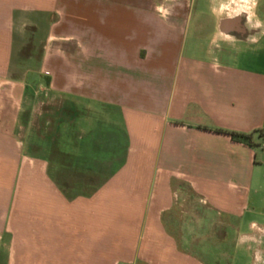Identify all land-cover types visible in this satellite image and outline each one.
<instances>
[{"label": "crops", "instance_id": "crops-1", "mask_svg": "<svg viewBox=\"0 0 264 264\" xmlns=\"http://www.w3.org/2000/svg\"><path fill=\"white\" fill-rule=\"evenodd\" d=\"M253 1L0 0V264H205L183 197L235 230L249 212L264 264V48L236 61L264 37ZM38 21L43 75L2 107Z\"/></svg>", "mask_w": 264, "mask_h": 264}, {"label": "rangeland", "instance_id": "rangeland-1", "mask_svg": "<svg viewBox=\"0 0 264 264\" xmlns=\"http://www.w3.org/2000/svg\"><path fill=\"white\" fill-rule=\"evenodd\" d=\"M204 8L208 10L207 5ZM255 8L256 6H254V1L252 0V13L256 12ZM246 11V7L236 6L235 3H226L222 6L223 15L227 14L231 17L236 16V19L242 15H245ZM257 11L258 15L262 19L264 16V0H260V5ZM39 21L36 26L26 28L24 35L19 36L16 39V52L14 54L16 56L14 57V59H16V63H14V67L12 68V71L9 75L10 79L8 80L10 81L1 87V91L4 94L2 96L6 98V103L5 105L2 104V107H8L10 102L11 107L15 108L20 106L23 109L25 106V93L30 91V88L27 87L25 81L27 79L30 80V78L43 75L40 73L39 61L42 55V49L45 44L44 40L46 34V25L41 24ZM263 26L264 25L261 20L256 21L254 18L252 19V30L261 29ZM197 38L199 39V42L197 43V49L200 50V48H206L210 37H207V35L203 33ZM240 47L242 49L245 48L243 45ZM261 48H264V37L258 44L252 45V53L244 51L236 52L237 63H242L243 59L249 58L251 54L252 60L255 59L257 55H262L259 54L261 52L258 51ZM261 59L264 60V55L261 56ZM14 81L18 83L16 84ZM18 88H20V90ZM14 92L19 93V95L15 96ZM14 96L17 97V99L15 98L16 100L14 99ZM23 118L24 117L22 114L19 119L23 121ZM19 122L21 124V121ZM18 140L24 144L25 135L22 131H20V134L18 135ZM89 175L90 174H82L77 176L78 178L84 177L81 178V180L90 185L87 187H82L80 189L81 192H88L92 189L93 185L100 182L99 179L92 178V175L90 178ZM71 177L72 174L70 173L68 176L64 177L63 184L66 186L67 184L68 186H71ZM182 202L195 205L192 211L189 213L181 214L183 219L186 217L185 220L189 221L188 223L191 222L193 226L192 228H187V236H193V240H191L193 242L192 245L194 250L197 247L196 240H198L200 246L197 248H199L200 252H202L205 264H252V243H249V245L244 242L239 243V235L252 233V230L249 228L250 223H252V215H250L249 212L237 226L238 229L235 230L228 227V222H224L223 224L221 219H218L211 212L200 211L196 206L197 202L193 197L188 199L183 197ZM249 247L251 250H248L250 249ZM187 248H189L188 245Z\"/></svg>", "mask_w": 264, "mask_h": 264}, {"label": "trees", "instance_id": "trees-1", "mask_svg": "<svg viewBox=\"0 0 264 264\" xmlns=\"http://www.w3.org/2000/svg\"><path fill=\"white\" fill-rule=\"evenodd\" d=\"M216 131L219 133L229 135L231 138L236 139V140L248 141V136H246V135L232 133V132H226V131H220V130H216Z\"/></svg>", "mask_w": 264, "mask_h": 264}, {"label": "built area", "instance_id": "built-area-1", "mask_svg": "<svg viewBox=\"0 0 264 264\" xmlns=\"http://www.w3.org/2000/svg\"><path fill=\"white\" fill-rule=\"evenodd\" d=\"M261 149H264V144L261 145Z\"/></svg>", "mask_w": 264, "mask_h": 264}]
</instances>
